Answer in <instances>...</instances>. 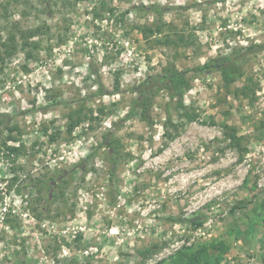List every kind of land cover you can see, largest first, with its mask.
Masks as SVG:
<instances>
[{
	"label": "rangeland",
	"instance_id": "374dc122",
	"mask_svg": "<svg viewBox=\"0 0 264 264\" xmlns=\"http://www.w3.org/2000/svg\"><path fill=\"white\" fill-rule=\"evenodd\" d=\"M0 264H264V0H0Z\"/></svg>",
	"mask_w": 264,
	"mask_h": 264
},
{
	"label": "trees",
	"instance_id": "16d2710c",
	"mask_svg": "<svg viewBox=\"0 0 264 264\" xmlns=\"http://www.w3.org/2000/svg\"><path fill=\"white\" fill-rule=\"evenodd\" d=\"M7 48V47H5ZM231 60L227 58H222V59H212L211 61L207 62L206 64H204L203 66H201L199 68V71H207V72H213V71H221L223 74V80L226 83H229V81H231V71L233 70V63L231 64L230 62ZM163 79L169 81V82H174L175 84L178 83V85H182L185 84V78L184 75L180 72H173L172 74H170L169 76H164ZM101 95H105L103 94L104 91L100 92ZM134 110L131 111V113H133ZM67 181L63 178V177H59L56 180H52V179H48V180H44L39 184H36L34 187V189L36 190H40V187H44L46 186L49 190H51L52 192L55 191L56 189H59L61 191H63L62 189L66 186Z\"/></svg>",
	"mask_w": 264,
	"mask_h": 264
}]
</instances>
